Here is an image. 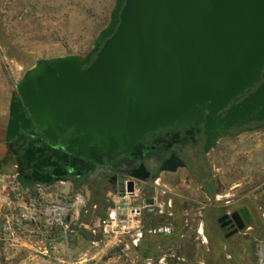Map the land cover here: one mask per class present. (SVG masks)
I'll return each mask as SVG.
<instances>
[{
	"label": "water",
	"instance_id": "95a60500",
	"mask_svg": "<svg viewBox=\"0 0 264 264\" xmlns=\"http://www.w3.org/2000/svg\"><path fill=\"white\" fill-rule=\"evenodd\" d=\"M262 78L264 0H115L87 55L41 57L24 71L19 97L11 94L6 140L32 124L52 142L72 132L70 153L100 161L140 154L150 131L203 121L212 131L209 151L219 130L264 120ZM25 159H36L30 149ZM172 161L162 169L183 166ZM37 167L29 177L52 184L53 176ZM126 191L134 193V180L118 188Z\"/></svg>",
	"mask_w": 264,
	"mask_h": 264
},
{
	"label": "rangeland",
	"instance_id": "374dc122",
	"mask_svg": "<svg viewBox=\"0 0 264 264\" xmlns=\"http://www.w3.org/2000/svg\"><path fill=\"white\" fill-rule=\"evenodd\" d=\"M114 6L115 0H0V264H160L161 258V264L264 263V128L224 138L210 154L220 198L250 202V226L235 240L224 238L221 231L214 236V221L207 224L204 217L207 195L197 181L179 171L168 175L155 193L173 199L176 221L170 238L156 235L160 255L152 261L142 259L126 238L88 237L51 223L46 213L58 195L82 192L100 214L110 205L107 193L63 183L23 187L17 181L15 160L5 146L16 84L38 58L87 55ZM103 200L106 207L100 204Z\"/></svg>",
	"mask_w": 264,
	"mask_h": 264
},
{
	"label": "flooded vegetation",
	"instance_id": "af4514ba",
	"mask_svg": "<svg viewBox=\"0 0 264 264\" xmlns=\"http://www.w3.org/2000/svg\"><path fill=\"white\" fill-rule=\"evenodd\" d=\"M264 80V78H262ZM256 88L246 91L245 95L240 97L237 103L246 97ZM16 96L19 97L17 89ZM21 111L29 113L25 107ZM222 117L225 112L219 113ZM206 117V115L204 116ZM9 118V115H8ZM219 118H217V121ZM8 122V121H7ZM7 126V124H6ZM264 128L263 121H253L241 127H231L228 130H219V137L216 146L206 151L208 139L211 135L207 132L204 122L199 124L190 123L188 126L174 127L167 130L150 131L144 135L141 140V153L133 155L132 153H121L119 156L110 158L105 155L100 161L84 159L83 157L70 153L68 150V139L72 137V132L59 138L56 142L49 141L42 136V132L37 129L36 125L23 131L14 137L11 141H7L5 127V146L8 153L15 160L16 179L24 187L38 186L42 183H35L29 175L33 171V166L37 164L36 169L42 174H51L52 184L63 183L69 184L73 189L85 188L92 192L102 191L105 193L118 192L119 187H123L127 182L134 180L135 188L138 192V198L142 204H154L155 193L168 175L185 171L187 176L197 181L202 191L207 195L205 202V216L207 224L210 220L214 221L218 230L214 236H219L220 231L223 237L235 240L244 230L250 226L254 216L251 211V203L243 198L222 200L219 196L220 181L214 172H212V163L210 154L217 149L219 142L224 138H233L245 131L259 130ZM30 149L35 160L28 163L25 159L26 150ZM54 153L53 157H51ZM57 156L61 158L57 167L51 166L53 162H58ZM173 159H179L183 162V166L175 171L162 169L174 166ZM59 169L60 174L54 176V169ZM209 174V178L205 176ZM137 177V178H136ZM207 177V176H206ZM57 178H59L58 181ZM165 192V191H164ZM165 202L170 198L169 195H163ZM152 202V203H151ZM172 199V207H173ZM148 209L145 207V212ZM243 210L249 215L250 222L247 223ZM210 212H213L210 216ZM239 212L240 215L238 214ZM221 217H224L221 221ZM174 223V214L172 217ZM219 231V232H218ZM216 236V237H217Z\"/></svg>",
	"mask_w": 264,
	"mask_h": 264
},
{
	"label": "built area",
	"instance_id": "2783aa9c",
	"mask_svg": "<svg viewBox=\"0 0 264 264\" xmlns=\"http://www.w3.org/2000/svg\"><path fill=\"white\" fill-rule=\"evenodd\" d=\"M137 196L136 188L134 193L109 192L106 200L110 205L103 213L97 214L88 205L89 200L86 194L82 192L74 195L60 194L56 202L46 209V213L51 223L63 228L68 227L71 231L75 230L74 226L79 225L93 234L101 233L107 237L126 238L137 247L142 243L146 233L171 234L174 231L172 199L169 198L162 204H134ZM154 200L156 202V197ZM145 207L151 209L145 212ZM96 208L95 205L94 209ZM1 232L0 222V234ZM152 258L145 259L152 261ZM162 261L161 258L160 264Z\"/></svg>",
	"mask_w": 264,
	"mask_h": 264
},
{
	"label": "trees",
	"instance_id": "16d2710c",
	"mask_svg": "<svg viewBox=\"0 0 264 264\" xmlns=\"http://www.w3.org/2000/svg\"><path fill=\"white\" fill-rule=\"evenodd\" d=\"M100 204L106 207V202L103 200ZM103 213V212H102ZM101 214V213H100ZM75 230L80 232L82 235H86L88 237L98 236L101 233L93 234L86 230L84 227H79V225L74 226ZM161 240L157 238L156 235L146 233L144 236V240L142 243L137 247L140 252L142 259L149 258V257H158L160 255L158 246L160 245Z\"/></svg>",
	"mask_w": 264,
	"mask_h": 264
},
{
	"label": "crops",
	"instance_id": "0c3cea01",
	"mask_svg": "<svg viewBox=\"0 0 264 264\" xmlns=\"http://www.w3.org/2000/svg\"><path fill=\"white\" fill-rule=\"evenodd\" d=\"M2 113H3V112H2ZM2 115H5V114H2ZM8 115H9V113H8ZM166 179H167V177L164 178L163 181L166 182V181H165ZM170 182H171V181H170ZM179 187H180V184L176 187V189L179 188ZM155 197H156V202H155V204H162V203L164 202V200H162L163 197H161V196L159 197L157 194H155ZM134 204H142V202L139 200L138 196H137V198H136ZM175 221H176V220H175ZM177 222H178V221H177ZM177 222H175V226H176ZM171 235H172V234L162 235V236L160 235L159 237H166V238L169 237V238H170Z\"/></svg>",
	"mask_w": 264,
	"mask_h": 264
},
{
	"label": "bare ground",
	"instance_id": "6f19581e",
	"mask_svg": "<svg viewBox=\"0 0 264 264\" xmlns=\"http://www.w3.org/2000/svg\"><path fill=\"white\" fill-rule=\"evenodd\" d=\"M261 254H263V256H264V249L262 250V253ZM262 256V255H261ZM262 264V263H261Z\"/></svg>",
	"mask_w": 264,
	"mask_h": 264
}]
</instances>
